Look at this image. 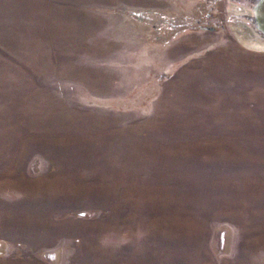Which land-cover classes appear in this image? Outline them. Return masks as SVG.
I'll return each instance as SVG.
<instances>
[{
    "label": "rangeland",
    "instance_id": "374dc122",
    "mask_svg": "<svg viewBox=\"0 0 264 264\" xmlns=\"http://www.w3.org/2000/svg\"><path fill=\"white\" fill-rule=\"evenodd\" d=\"M0 264H264V52L225 0H0Z\"/></svg>",
    "mask_w": 264,
    "mask_h": 264
},
{
    "label": "water",
    "instance_id": "95a60500",
    "mask_svg": "<svg viewBox=\"0 0 264 264\" xmlns=\"http://www.w3.org/2000/svg\"><path fill=\"white\" fill-rule=\"evenodd\" d=\"M232 1L225 0V15L233 34L244 48L264 52V4L258 6L255 0H242L243 12L240 17L241 26L238 28L242 34H239L233 28V20L228 15L232 9L229 7V2L232 3ZM221 235H217L218 241Z\"/></svg>",
    "mask_w": 264,
    "mask_h": 264
},
{
    "label": "bare ground",
    "instance_id": "6f19581e",
    "mask_svg": "<svg viewBox=\"0 0 264 264\" xmlns=\"http://www.w3.org/2000/svg\"><path fill=\"white\" fill-rule=\"evenodd\" d=\"M229 7L232 8L228 12L229 17H231L233 20L232 26L239 34H242V32L238 30V28L241 26L240 17L243 12L242 0H233L232 3L229 2Z\"/></svg>",
    "mask_w": 264,
    "mask_h": 264
},
{
    "label": "trees",
    "instance_id": "16d2710c",
    "mask_svg": "<svg viewBox=\"0 0 264 264\" xmlns=\"http://www.w3.org/2000/svg\"><path fill=\"white\" fill-rule=\"evenodd\" d=\"M115 13H117V14H125V13L119 12V11H117ZM131 15H133V17H137V19H138V17H140L141 18V19H139L140 21H142V19H144V14H142V13H135V14H131ZM160 23H161V26L163 24H165V23H162V22H160Z\"/></svg>",
    "mask_w": 264,
    "mask_h": 264
},
{
    "label": "snow or ice",
    "instance_id": "6c2138e0",
    "mask_svg": "<svg viewBox=\"0 0 264 264\" xmlns=\"http://www.w3.org/2000/svg\"><path fill=\"white\" fill-rule=\"evenodd\" d=\"M255 2L257 3L258 6H259L260 4H264V0H255Z\"/></svg>",
    "mask_w": 264,
    "mask_h": 264
},
{
    "label": "crops",
    "instance_id": "0c3cea01",
    "mask_svg": "<svg viewBox=\"0 0 264 264\" xmlns=\"http://www.w3.org/2000/svg\"><path fill=\"white\" fill-rule=\"evenodd\" d=\"M162 26H164V27H168L169 26V24H167V22L165 23V24H163Z\"/></svg>",
    "mask_w": 264,
    "mask_h": 264
}]
</instances>
